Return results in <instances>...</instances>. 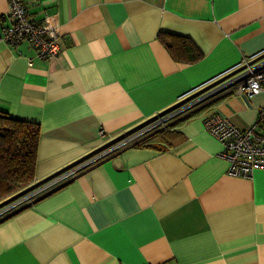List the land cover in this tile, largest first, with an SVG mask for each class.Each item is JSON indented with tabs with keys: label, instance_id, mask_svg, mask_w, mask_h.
Segmentation results:
<instances>
[{
	"label": "crops",
	"instance_id": "1",
	"mask_svg": "<svg viewBox=\"0 0 264 264\" xmlns=\"http://www.w3.org/2000/svg\"><path fill=\"white\" fill-rule=\"evenodd\" d=\"M22 2L32 18L55 15L60 47L44 59L0 38V113L39 126L30 186L173 115L0 219V264H264V168L231 174L203 122L252 125L264 90L219 89L189 102L264 51V0ZM9 23L0 0V33ZM160 32L187 37L201 57L175 60Z\"/></svg>",
	"mask_w": 264,
	"mask_h": 264
},
{
	"label": "built area",
	"instance_id": "2",
	"mask_svg": "<svg viewBox=\"0 0 264 264\" xmlns=\"http://www.w3.org/2000/svg\"><path fill=\"white\" fill-rule=\"evenodd\" d=\"M8 16L10 23L0 33L3 41L14 47L25 42L38 57L44 59H52L60 53L58 24L53 13L45 11L41 17L32 18L28 15L22 0H8ZM228 73H231L230 78L220 85V90L234 88L247 96L263 91L264 51L242 57L224 75ZM188 103L181 104L178 110L189 106L190 103ZM203 122L205 129L219 141L221 145L219 156L228 160L231 174L249 176L254 169L264 168V105L259 107L256 121L245 128H239L229 118L219 115L210 116ZM162 125L155 122L141 129H132L133 131L113 139L108 145L101 146L96 152H92L37 184L18 192L17 199L0 207V219L14 208L29 203L62 185L123 147L136 143ZM100 134L103 135V130H100Z\"/></svg>",
	"mask_w": 264,
	"mask_h": 264
},
{
	"label": "trees",
	"instance_id": "3",
	"mask_svg": "<svg viewBox=\"0 0 264 264\" xmlns=\"http://www.w3.org/2000/svg\"><path fill=\"white\" fill-rule=\"evenodd\" d=\"M159 39L175 60L193 62L201 57L187 37L160 32ZM39 138L37 123L0 113V200L33 181Z\"/></svg>",
	"mask_w": 264,
	"mask_h": 264
},
{
	"label": "rangeland",
	"instance_id": "4",
	"mask_svg": "<svg viewBox=\"0 0 264 264\" xmlns=\"http://www.w3.org/2000/svg\"><path fill=\"white\" fill-rule=\"evenodd\" d=\"M230 75H231V73L225 74V75L213 80L212 82H210L206 86L202 87L199 90L198 94H200L201 92H205V91L206 92L199 95V96H196V95H198L197 93L191 94L190 96H192V97L190 98L189 102H194L192 104H199L202 101L210 100V98H208V97L209 96L211 97L213 94H216L217 90H219L220 85H222V83H225L230 78ZM181 104H183V103H181ZM172 115H173V113L170 110L165 111L164 113H160L158 115H155L154 117L147 119L145 122L141 123L139 126L135 127L133 130H137V129H141L143 127H147L148 125L153 124L155 122H157L160 125L163 124L162 126L167 125L168 122L172 119ZM31 183H32V181L29 183H26V184L25 183L21 184L18 187V189L15 190L12 194L1 199L0 200V207L3 205H8V204L12 203L15 199L18 198L17 193L24 190L28 186H30Z\"/></svg>",
	"mask_w": 264,
	"mask_h": 264
},
{
	"label": "water",
	"instance_id": "5",
	"mask_svg": "<svg viewBox=\"0 0 264 264\" xmlns=\"http://www.w3.org/2000/svg\"><path fill=\"white\" fill-rule=\"evenodd\" d=\"M2 219V218H1Z\"/></svg>",
	"mask_w": 264,
	"mask_h": 264
}]
</instances>
